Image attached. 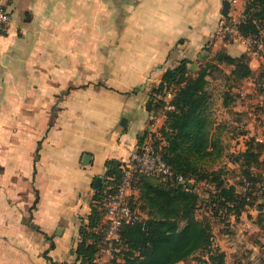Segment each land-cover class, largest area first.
<instances>
[{
    "label": "crops",
    "instance_id": "crops-1",
    "mask_svg": "<svg viewBox=\"0 0 264 264\" xmlns=\"http://www.w3.org/2000/svg\"><path fill=\"white\" fill-rule=\"evenodd\" d=\"M245 1H9L13 18L0 37V264L75 262L96 178L103 177V185L106 161H130L138 137L163 125L165 117L150 128L147 102L182 59L195 74L220 51L247 56L252 74L233 87L227 75L234 66L218 64L223 72L210 78V105L234 110L230 122L243 125L247 114L254 121L231 138L236 141L226 153L245 149L250 137L263 138L255 127L264 125L256 94L264 44L222 32L224 23L241 19ZM222 164L230 181L238 179L237 164L226 157ZM217 216L213 243L226 262L258 261L264 219L254 204ZM198 255L178 264H195Z\"/></svg>",
    "mask_w": 264,
    "mask_h": 264
},
{
    "label": "trees",
    "instance_id": "trees-1",
    "mask_svg": "<svg viewBox=\"0 0 264 264\" xmlns=\"http://www.w3.org/2000/svg\"><path fill=\"white\" fill-rule=\"evenodd\" d=\"M237 28L242 36L251 39L253 45L264 44V0L245 1ZM189 62L182 59L176 67L168 69L159 86L151 90L147 102L151 114H158L166 105L169 91H173L169 101L172 107L165 111L163 125L157 131L147 129L138 137V149L150 142L156 154L171 167L173 174L169 178H161L137 169L133 171L129 188L137 190V198L134 200L132 194L128 199L132 209L146 217L120 226V240L116 243L120 251L116 253L114 264H178L196 252H199L195 258L197 264H225L226 254L214 245L209 220H204L200 230L190 225L186 235L179 240H165L164 235L178 223L195 218L200 199L196 183L200 181L213 185L212 199L216 213L239 214L247 205L254 204L252 190L243 191L242 186L247 181L262 177L264 142L250 137L245 142V149L226 153L227 145L222 139L224 127L215 125L209 93L210 78L223 72L219 63L234 66L231 74L227 75L233 87L251 76L248 58L245 55L234 58L220 51L195 74L188 68ZM263 78L264 75L260 82ZM257 89L264 92L259 85ZM224 105H228L227 99ZM224 157L238 165V179L229 180L230 170L222 164ZM124 166L125 163L118 159L106 161L105 183L94 191L87 221H82L81 241L74 250L76 260L72 264H96L105 236V210L100 201L117 192ZM178 176L186 182H178ZM38 200L37 192L30 210L35 208ZM51 245L54 247V242ZM263 262L264 256L257 264Z\"/></svg>",
    "mask_w": 264,
    "mask_h": 264
},
{
    "label": "built area",
    "instance_id": "built-area-1",
    "mask_svg": "<svg viewBox=\"0 0 264 264\" xmlns=\"http://www.w3.org/2000/svg\"><path fill=\"white\" fill-rule=\"evenodd\" d=\"M10 0H0V37H2L8 25L11 23L13 18L12 10L10 9ZM238 21L233 19L230 22H226L222 26V32L225 36L236 35L241 37L242 35L237 28ZM250 42L249 44H251ZM260 89L264 90V78L259 84ZM258 102L264 104V92L257 91ZM241 97L245 98L246 93L240 92ZM166 97L168 99L173 97L171 92H168ZM172 106L169 105L167 101L164 106L165 109H169ZM161 117L158 114H151L150 128L154 129L156 122ZM264 137L259 139L263 141ZM133 168H136L140 171L146 173H156L159 170L164 171V173L170 177L173 172L171 167L167 165L161 157L156 154L154 149L151 147L150 143L146 142L140 150L132 156L131 160L125 162L124 174L122 180L118 186L117 192L110 197H107L100 201L101 205L105 210L103 225L105 229V236L102 241L101 251L96 257V264H114V259H116V253L120 251V247L116 245L120 240L119 230L120 226L123 223L141 220L143 217L140 213L132 209L129 199H128V190L131 181V175ZM178 182L184 183L186 180L182 176L177 177ZM252 190V194L255 197L254 206L257 209L258 213L264 216V173L262 177L256 180L247 181L243 186V191ZM102 252L105 253V258L102 256ZM264 256V247L258 261L252 262L250 264H257L260 259ZM225 264H232L226 262Z\"/></svg>",
    "mask_w": 264,
    "mask_h": 264
},
{
    "label": "rangeland",
    "instance_id": "rangeland-1",
    "mask_svg": "<svg viewBox=\"0 0 264 264\" xmlns=\"http://www.w3.org/2000/svg\"><path fill=\"white\" fill-rule=\"evenodd\" d=\"M253 106H256V104L253 105ZM166 110L167 109H165L164 107L162 108V110H160V112L158 113V116L161 117L160 119L164 118V113H165ZM212 111L214 112V117L216 118V120H215L216 123H219V124H217V126H219V127H223V126L228 127L226 129L224 127V129L222 130V132H224V134H222V139L224 140V142H226V145H227L228 148H229V145L230 146L233 145V142L236 141V139L230 141L231 138L234 135L237 136V138H238V136L242 132H244L246 130L245 126H243V125H248V124L254 123V121L251 119L252 116L250 114H247L248 116H245L242 119L240 118L241 119V123L243 125L238 124L239 121L236 122V123L230 122L231 117H234L233 116V111L234 110H232V112H229L228 109L222 108L221 103L218 104L217 101H216L215 104L212 105ZM244 111H246V110H244ZM159 128L160 127H158L157 130ZM251 129H254V128H251ZM255 129H257L256 130L257 134H263L262 137H264V125L261 128H259V129H258V127H255ZM135 169L136 168H133L132 175H133V171ZM139 172H143V171L139 170ZM143 173H146V172H143ZM151 174L154 175V176H157V177H161V178H169L164 173V171H162V170H159L158 172L151 173ZM193 182L194 181H191V183H193ZM196 186H197V191H198V193L200 195V199H199V207H198V209L196 211L195 218L191 219L189 222H180V223H178V225L176 227H174L172 230H170L168 233H166L164 235L165 237L163 239H165V240L166 239H168V240H179V239H181L182 237H184L186 235V233L188 231V227L190 225L192 227H194V229H196V230L199 229L200 230V228H202V226H204V220H209L211 222V224H212L213 215L216 213L215 209L213 208L214 205H213V199H212V197L214 195V192H213L214 191V187H213L212 184L206 183L205 181H200V182L196 183ZM132 194L134 196V200H136V198H137V190L134 189L133 191L132 190L128 191V196L127 197H129V195H132ZM223 215L224 214H219L218 213L217 217H219L220 220H222ZM144 216L145 215H142V217H144ZM102 256H104V258H105V256H106L105 253L102 252ZM230 263H232V264H243L242 262H240V261H238L236 259L234 260V257L232 258V261ZM189 264H191V263H189ZM195 264H197V262H195Z\"/></svg>",
    "mask_w": 264,
    "mask_h": 264
},
{
    "label": "water",
    "instance_id": "water-1",
    "mask_svg": "<svg viewBox=\"0 0 264 264\" xmlns=\"http://www.w3.org/2000/svg\"><path fill=\"white\" fill-rule=\"evenodd\" d=\"M230 4L228 2L224 3L223 13L226 15L229 12ZM103 177H97L95 181V189H100L102 186ZM192 185V184H191Z\"/></svg>",
    "mask_w": 264,
    "mask_h": 264
}]
</instances>
